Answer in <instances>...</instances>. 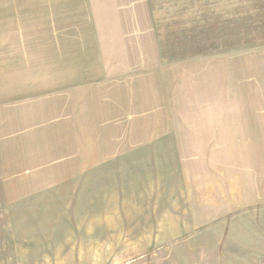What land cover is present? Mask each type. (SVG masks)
<instances>
[{"label": "rangeland", "instance_id": "obj_1", "mask_svg": "<svg viewBox=\"0 0 264 264\" xmlns=\"http://www.w3.org/2000/svg\"><path fill=\"white\" fill-rule=\"evenodd\" d=\"M91 8L0 0V264H264V0H150L126 96Z\"/></svg>", "mask_w": 264, "mask_h": 264}, {"label": "crops", "instance_id": "obj_2", "mask_svg": "<svg viewBox=\"0 0 264 264\" xmlns=\"http://www.w3.org/2000/svg\"><path fill=\"white\" fill-rule=\"evenodd\" d=\"M89 6H92V20L113 21L111 23V39H103V46L112 45L116 47L111 51L124 54H136V56L127 61H119L118 69H121L124 75L114 77H100L101 81L114 80L121 85L122 93L126 96L124 85L127 84L126 71L133 69H148L149 72H154L161 68L163 64L160 62V46L158 42L157 32L155 30L154 18L150 9V0H85ZM65 2V1H63ZM150 53L153 60L147 61L143 54ZM120 72V74H121ZM135 74H137L135 72ZM136 76V75H135ZM127 78V79H126ZM139 80V78H137ZM150 81V76H148ZM139 81L130 85L134 86L131 96L138 91L136 84ZM152 82H149L151 84ZM109 91V89L107 90ZM87 92H102L95 91L92 86ZM122 94V96H123ZM103 96V94H102ZM107 108L103 106L102 116L106 119L109 116ZM123 114L120 116H126ZM118 116V115H117ZM129 116V115H128ZM130 117V116H129ZM95 128H99L98 122H93ZM250 228H247L248 233Z\"/></svg>", "mask_w": 264, "mask_h": 264}, {"label": "trees", "instance_id": "obj_3", "mask_svg": "<svg viewBox=\"0 0 264 264\" xmlns=\"http://www.w3.org/2000/svg\"><path fill=\"white\" fill-rule=\"evenodd\" d=\"M188 36H190V37H194V36H192V35L189 34V33H188ZM175 39H176V38H175ZM175 39H173V41H171V42H168V39H166L165 42H167V43H165V44L161 47V52H164V48L168 46V43L173 44L174 41H175ZM209 50L212 51V49H211L210 47H209ZM191 57H195V55H192Z\"/></svg>", "mask_w": 264, "mask_h": 264}]
</instances>
